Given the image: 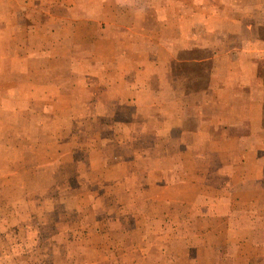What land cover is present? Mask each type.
<instances>
[{
  "label": "rangeland",
  "instance_id": "1",
  "mask_svg": "<svg viewBox=\"0 0 264 264\" xmlns=\"http://www.w3.org/2000/svg\"><path fill=\"white\" fill-rule=\"evenodd\" d=\"M63 1L0 0V264H246L236 257H250V236L264 246V204L250 210V181L220 201L214 187L224 181L212 172L218 166L212 145L205 162L197 159L201 150L161 157L154 127L163 120L133 105L111 109L110 96L87 86L93 54L106 58L114 49L103 43L92 52L86 36L98 30L102 37L115 23L124 38L122 27L134 24L132 8L106 0V11L81 16L67 13ZM147 1L172 7L180 29L235 5ZM84 16L96 18L93 26ZM58 20L78 26L60 28ZM48 22L57 24L47 30ZM135 31L127 37L148 54L152 47L138 40L155 34ZM117 68L115 102L128 96ZM136 69L131 63L132 85L143 80ZM202 168L211 170L203 189L197 184L203 175L191 172ZM253 196L263 201L264 190ZM235 199L244 205H230Z\"/></svg>",
  "mask_w": 264,
  "mask_h": 264
},
{
  "label": "crops",
  "instance_id": "2",
  "mask_svg": "<svg viewBox=\"0 0 264 264\" xmlns=\"http://www.w3.org/2000/svg\"><path fill=\"white\" fill-rule=\"evenodd\" d=\"M86 1L89 0H64L62 7L69 14L81 16L106 11L103 8L106 0H93L85 5ZM117 1L123 11L131 12L132 8L134 24L127 31L126 26L122 27L125 35L122 39L114 32L118 28L115 23L105 27L107 32L102 37L98 30L86 36L92 52L103 43L114 49L106 58L93 54L94 71L87 78L90 82L94 79V85L88 82L87 86H94V94L110 96L106 98L111 109L117 103L127 108L133 105L134 109L153 112L152 118L163 120L154 127V140L160 144L161 157L174 156L177 150L182 154L201 150L197 159L205 162L211 156L208 148L212 145L218 160L212 172L219 175L215 179L224 181L214 187L220 190V201L227 200L232 191L240 190L250 181V210L264 204V200L253 196L264 190V0H235L234 9L228 13L220 10L224 16L211 13L202 16L199 23L182 25V29L179 24H172V7H156L147 0ZM84 17L83 21L93 26L96 18ZM48 23L43 28L50 30L57 24ZM67 23L58 20L60 28ZM131 30L140 36L153 31L155 40H138V46L152 47L148 54L136 47L135 38L127 37ZM79 44L84 47L83 42ZM126 45L130 47L124 51ZM131 63H135L136 72L143 79L140 85L130 82ZM97 67L106 71L98 72ZM113 68L120 71V86L128 93L118 102L111 96L116 85L111 80L115 77ZM59 89L63 96L72 99L71 90ZM142 95L147 99L142 100ZM194 141L202 144H193ZM191 172L203 175L201 183L196 182L201 189L210 181L209 168ZM230 205L244 203L235 199ZM244 244L236 245L239 248ZM237 258L246 264H264V246L250 236V257Z\"/></svg>",
  "mask_w": 264,
  "mask_h": 264
}]
</instances>
